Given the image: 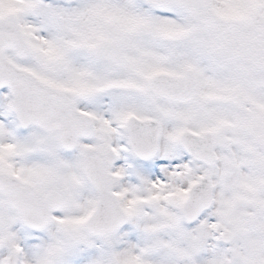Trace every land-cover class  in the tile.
<instances>
[{
  "label": "snow or ice",
  "instance_id": "6c2138e0",
  "mask_svg": "<svg viewBox=\"0 0 264 264\" xmlns=\"http://www.w3.org/2000/svg\"><path fill=\"white\" fill-rule=\"evenodd\" d=\"M0 264H264V0H0Z\"/></svg>",
  "mask_w": 264,
  "mask_h": 264
}]
</instances>
